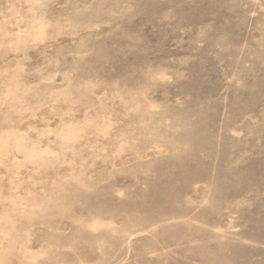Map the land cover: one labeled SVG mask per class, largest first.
<instances>
[{
	"label": "rangeland",
	"instance_id": "rangeland-1",
	"mask_svg": "<svg viewBox=\"0 0 264 264\" xmlns=\"http://www.w3.org/2000/svg\"><path fill=\"white\" fill-rule=\"evenodd\" d=\"M0 264H264V0H0Z\"/></svg>",
	"mask_w": 264,
	"mask_h": 264
}]
</instances>
